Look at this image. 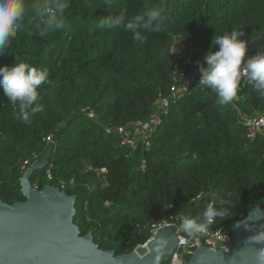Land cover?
Here are the masks:
<instances>
[{
  "label": "trees",
  "instance_id": "1",
  "mask_svg": "<svg viewBox=\"0 0 264 264\" xmlns=\"http://www.w3.org/2000/svg\"><path fill=\"white\" fill-rule=\"evenodd\" d=\"M157 3L72 0L64 29L40 36L26 18L0 55V66L25 61L50 74L39 89L43 111L28 123L0 87V200H24L21 165L44 155L51 134L49 162L31 182L75 195L81 233L92 231L117 255L146 243L147 226L164 217L196 216L213 203L230 215L211 227L231 234L250 207L264 208V134L248 138L238 110L220 105L210 88L197 85L177 99L148 147L121 143L117 128L149 119L154 102L171 92L175 64H205L214 35L244 31L251 56L264 46V0H168L167 26L144 32L143 45L122 26L97 28L103 16L146 15ZM235 104L243 114H264V97L250 83Z\"/></svg>",
  "mask_w": 264,
  "mask_h": 264
},
{
  "label": "clouds",
  "instance_id": "2",
  "mask_svg": "<svg viewBox=\"0 0 264 264\" xmlns=\"http://www.w3.org/2000/svg\"><path fill=\"white\" fill-rule=\"evenodd\" d=\"M72 0H0V55L13 43L17 33L22 30L26 18L34 21L40 36L62 30L66 27V11ZM114 0H105V3ZM168 0H158L146 15L129 16L126 9L115 15L103 16L97 28L110 30L122 26L131 33L134 43L146 42L144 32H161L166 26ZM244 31L233 28L222 35H214L212 45L205 55V64L200 65V86L210 88L216 93L220 105L232 103L241 91V81L246 79L253 91L264 97V46L255 55L248 56V42L243 39ZM216 45L219 48L216 49ZM47 68L19 61L9 66H0V87L3 95L18 108L20 119L28 123L37 113L43 111L39 102V89L49 80ZM165 209L172 205L164 204ZM229 210L223 206L209 203L201 214L177 217L178 230L189 238L196 239L207 234L211 225L218 219L229 217ZM247 243L259 245L256 249V264H264V229L249 236ZM159 260V257H157Z\"/></svg>",
  "mask_w": 264,
  "mask_h": 264
},
{
  "label": "water",
  "instance_id": "3",
  "mask_svg": "<svg viewBox=\"0 0 264 264\" xmlns=\"http://www.w3.org/2000/svg\"><path fill=\"white\" fill-rule=\"evenodd\" d=\"M52 152L50 143L20 177L23 201L0 200V264H163L164 257L171 258L178 244L172 228H163L146 245L118 255L101 248L92 231L82 234L74 222L76 196L51 184L40 189L31 182ZM261 229L264 208L252 206L236 221L225 248L198 247L183 264H256L259 245L245 240Z\"/></svg>",
  "mask_w": 264,
  "mask_h": 264
},
{
  "label": "built area",
  "instance_id": "4",
  "mask_svg": "<svg viewBox=\"0 0 264 264\" xmlns=\"http://www.w3.org/2000/svg\"><path fill=\"white\" fill-rule=\"evenodd\" d=\"M218 48L219 45L217 46V49ZM248 56L251 55L246 54L245 59H247ZM202 64L203 62L201 60H194L192 68H189L187 61L182 60L177 62L174 66L172 76L173 83L170 94L168 96H159V98L154 102V113L146 121H137L118 127L117 134L121 139V143L131 150H136L139 144H143L145 147H148L150 144V137L157 127L162 124L163 119L168 114L172 104L175 103L177 99L184 96L192 87L199 84V80L201 78L199 67ZM248 84L249 82H247L246 79H242L241 91L232 102V105L239 112L240 122L246 128L247 137L253 140L259 134H264V114L261 113L252 116L243 114L235 104ZM45 140L47 144H50L53 142V136L50 134ZM36 159L37 156L34 155L32 159L24 160L21 165L22 172L24 173L32 162H36ZM145 165L146 163L143 161L142 167L144 168ZM103 171H105V169H103ZM48 177L50 179L52 178L50 170L48 171ZM106 205H110V202L107 201ZM177 217H164L150 223L147 226L149 228V238L146 243L163 228H172L178 236L176 249L174 250L171 258L167 259V261L163 264H183L184 259H189L198 247L208 246L213 249H223L231 240V234L223 232L221 229H214L211 226L209 227L206 235L196 239L189 238L186 234L181 233L178 230ZM146 243L138 245L135 249L146 245Z\"/></svg>",
  "mask_w": 264,
  "mask_h": 264
},
{
  "label": "rangeland",
  "instance_id": "5",
  "mask_svg": "<svg viewBox=\"0 0 264 264\" xmlns=\"http://www.w3.org/2000/svg\"><path fill=\"white\" fill-rule=\"evenodd\" d=\"M219 185H220V184L217 182V183H216V190H218Z\"/></svg>",
  "mask_w": 264,
  "mask_h": 264
}]
</instances>
